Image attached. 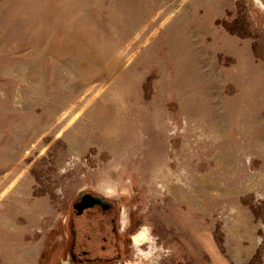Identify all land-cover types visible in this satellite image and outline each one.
<instances>
[{
	"label": "rangeland",
	"instance_id": "obj_1",
	"mask_svg": "<svg viewBox=\"0 0 264 264\" xmlns=\"http://www.w3.org/2000/svg\"><path fill=\"white\" fill-rule=\"evenodd\" d=\"M86 190L133 264H264V0H0V264Z\"/></svg>",
	"mask_w": 264,
	"mask_h": 264
},
{
	"label": "flooded vegetation",
	"instance_id": "obj_2",
	"mask_svg": "<svg viewBox=\"0 0 264 264\" xmlns=\"http://www.w3.org/2000/svg\"><path fill=\"white\" fill-rule=\"evenodd\" d=\"M122 224L119 199L80 192L67 215L57 264H133L132 235Z\"/></svg>",
	"mask_w": 264,
	"mask_h": 264
},
{
	"label": "bare ground",
	"instance_id": "obj_3",
	"mask_svg": "<svg viewBox=\"0 0 264 264\" xmlns=\"http://www.w3.org/2000/svg\"><path fill=\"white\" fill-rule=\"evenodd\" d=\"M145 239H146V234L140 233L138 236H136L135 241H136L137 244L140 245V244H142L144 242Z\"/></svg>",
	"mask_w": 264,
	"mask_h": 264
}]
</instances>
